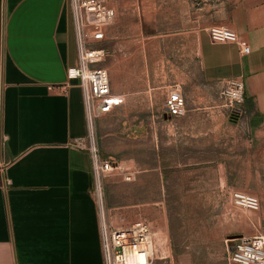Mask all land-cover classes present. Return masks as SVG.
Returning a JSON list of instances; mask_svg holds the SVG:
<instances>
[{
	"label": "crops",
	"instance_id": "1",
	"mask_svg": "<svg viewBox=\"0 0 264 264\" xmlns=\"http://www.w3.org/2000/svg\"><path fill=\"white\" fill-rule=\"evenodd\" d=\"M136 5L135 24L118 32L116 12L106 26L104 68L124 102L97 121L101 154L160 173L167 186L186 184L166 172L200 171L209 203L232 196L241 170H254L244 157L259 154L264 138V0ZM213 26L237 33L251 53L213 42ZM77 66L70 0H0V264H104L91 158L74 146L88 131L79 82L68 78ZM233 80L244 84L242 116L222 95ZM175 86L186 101L181 117L165 113ZM149 206L130 215L119 193L108 194V224L146 221L157 237L170 227L167 212Z\"/></svg>",
	"mask_w": 264,
	"mask_h": 264
},
{
	"label": "built area",
	"instance_id": "2",
	"mask_svg": "<svg viewBox=\"0 0 264 264\" xmlns=\"http://www.w3.org/2000/svg\"><path fill=\"white\" fill-rule=\"evenodd\" d=\"M108 0H70L74 31L78 47V66L68 70V78L77 80L82 90L87 121V136L76 140L74 146L85 150L92 164L94 189L102 218L101 236L104 264H155L160 259L158 240L146 221L136 222L125 228H112L106 216L105 180L110 175L121 176L130 182L136 172L115 158L104 157L99 148L97 121L120 107L124 99L114 95L109 73L98 65L106 58L107 51L92 47L93 42L105 38L106 26L116 18V11ZM209 36L215 43L238 44L245 55L251 53L249 46L242 45L234 31L213 26ZM226 106L233 116L243 115L245 88L242 81H229L222 92ZM165 113L171 117L186 114V101L180 86H175L165 101ZM234 206L243 211L258 212L261 203L258 197L234 192ZM230 241L228 264H264V233L235 236ZM230 243V244H231Z\"/></svg>",
	"mask_w": 264,
	"mask_h": 264
},
{
	"label": "rangeland",
	"instance_id": "3",
	"mask_svg": "<svg viewBox=\"0 0 264 264\" xmlns=\"http://www.w3.org/2000/svg\"><path fill=\"white\" fill-rule=\"evenodd\" d=\"M107 3L117 12L119 21H116L115 26L118 32L121 30L122 22L125 23V27L127 23L135 24L136 0H108ZM177 8L183 9V4L178 2ZM107 33L108 30L105 31V38L93 42L92 47L106 50ZM104 61L105 59L98 65L103 69ZM255 147L259 149V154L244 157L252 159L254 170L251 172L241 170L238 181L240 190L235 192L258 197L261 203L258 212L243 211L234 206L229 194L222 196L221 193V197L216 196L215 199L213 196L214 201L209 203V196L202 197V188L196 183L200 179V171L173 174L166 172L165 177L173 175L177 182L186 184L167 186L163 183L162 173L160 176V173L143 172L134 168L136 175L130 182L121 176L110 175L105 180V196L119 193L127 202L130 215L143 201L146 206L155 208L156 213L167 212L170 227L167 229L165 225V228L157 231L160 232L157 243L163 245V249L160 252L161 260L156 264H228L232 242L230 240L233 237L241 235L250 237L264 233V138ZM248 173L251 178H248ZM175 181L176 179L173 182ZM168 195L171 198L169 203H166L164 196ZM155 200L157 203H153ZM163 217L165 218L164 214Z\"/></svg>",
	"mask_w": 264,
	"mask_h": 264
},
{
	"label": "water",
	"instance_id": "4",
	"mask_svg": "<svg viewBox=\"0 0 264 264\" xmlns=\"http://www.w3.org/2000/svg\"><path fill=\"white\" fill-rule=\"evenodd\" d=\"M233 246H234V244H233V243H231V244H230V247L232 248Z\"/></svg>",
	"mask_w": 264,
	"mask_h": 264
}]
</instances>
